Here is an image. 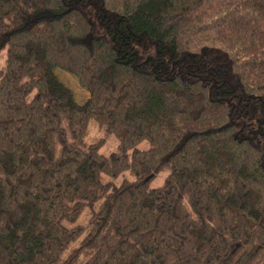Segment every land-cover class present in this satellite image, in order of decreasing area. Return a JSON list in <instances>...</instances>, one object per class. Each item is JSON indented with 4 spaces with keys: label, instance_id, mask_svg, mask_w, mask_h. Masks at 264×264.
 <instances>
[{
    "label": "trees",
    "instance_id": "16d2710c",
    "mask_svg": "<svg viewBox=\"0 0 264 264\" xmlns=\"http://www.w3.org/2000/svg\"><path fill=\"white\" fill-rule=\"evenodd\" d=\"M4 53L0 264H264V0H0Z\"/></svg>",
    "mask_w": 264,
    "mask_h": 264
},
{
    "label": "rangeland",
    "instance_id": "374dc122",
    "mask_svg": "<svg viewBox=\"0 0 264 264\" xmlns=\"http://www.w3.org/2000/svg\"><path fill=\"white\" fill-rule=\"evenodd\" d=\"M3 57L5 59V53L0 56V67L1 65H3ZM57 76L60 78V80L62 82H64L74 93L75 98L77 100L78 103L82 104L84 102L87 101V99L89 98V93L87 92V90L85 88H83L78 79L73 76L70 73H67L65 71L62 70H57L56 71ZM92 129H91V138H101L103 136H105L106 138V142L105 145L103 146V148L101 149V153L108 156L110 155L112 152H115L117 150L118 147V140L115 138V136L113 135H109V134H105L101 131H99V129L96 127V123L92 122ZM145 146V143L142 145ZM169 175V171L168 169L161 172L156 178H154L150 183H149V187L150 188H157L159 186H161L166 178ZM124 176H121L118 179H114L116 184H119L120 181L123 179ZM125 177L130 178L128 175H126Z\"/></svg>",
    "mask_w": 264,
    "mask_h": 264
}]
</instances>
